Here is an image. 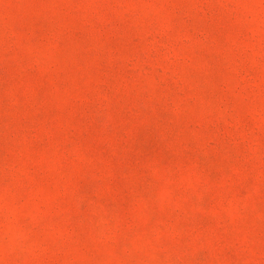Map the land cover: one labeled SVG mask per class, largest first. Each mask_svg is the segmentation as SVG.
Returning a JSON list of instances; mask_svg holds the SVG:
<instances>
[{
  "label": "rangeland",
  "instance_id": "374dc122",
  "mask_svg": "<svg viewBox=\"0 0 264 264\" xmlns=\"http://www.w3.org/2000/svg\"><path fill=\"white\" fill-rule=\"evenodd\" d=\"M0 264H264V0H0Z\"/></svg>",
  "mask_w": 264,
  "mask_h": 264
}]
</instances>
